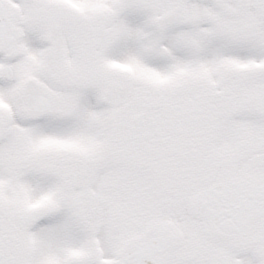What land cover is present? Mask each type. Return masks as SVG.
Returning <instances> with one entry per match:
<instances>
[{
    "label": "snow or ice",
    "instance_id": "6c2138e0",
    "mask_svg": "<svg viewBox=\"0 0 264 264\" xmlns=\"http://www.w3.org/2000/svg\"><path fill=\"white\" fill-rule=\"evenodd\" d=\"M0 264H264V0H0Z\"/></svg>",
    "mask_w": 264,
    "mask_h": 264
}]
</instances>
